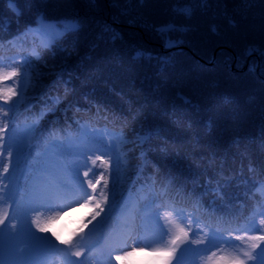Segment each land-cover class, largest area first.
Instances as JSON below:
<instances>
[{"label": "trees", "instance_id": "trees-1", "mask_svg": "<svg viewBox=\"0 0 264 264\" xmlns=\"http://www.w3.org/2000/svg\"><path fill=\"white\" fill-rule=\"evenodd\" d=\"M28 2L23 8L21 0L0 1V41L8 56L0 59V96L18 102L22 83L7 81L10 62L32 59L15 49L12 36L50 24L61 36L41 51L47 75L37 90L48 89L18 130L47 125L42 146L62 143L77 159L99 145L113 179L118 140L133 122L130 140L147 160L140 185L150 204L160 200L156 182L169 185L159 201L167 210L178 209L171 200L176 186L190 185L209 200L212 177L236 209L231 193L248 190L238 198L243 216L264 233V0ZM14 152L11 146L8 161ZM115 188L111 180L106 195ZM105 209L108 215L110 205ZM199 222L194 246L218 234L204 217ZM249 231L229 235L244 241Z\"/></svg>", "mask_w": 264, "mask_h": 264}, {"label": "rangeland", "instance_id": "rangeland-1", "mask_svg": "<svg viewBox=\"0 0 264 264\" xmlns=\"http://www.w3.org/2000/svg\"><path fill=\"white\" fill-rule=\"evenodd\" d=\"M21 1H22V7L27 8V7H29L28 1H32V0H21ZM32 6H35L34 2L32 3ZM7 9L8 8H5V11H8ZM8 16L10 17L11 14L9 13ZM18 22H21V21H18ZM14 23H15V20H14ZM5 28H6V26H5ZM33 28H36V27H33ZM60 35H61L60 29L54 27L52 24L48 25L45 28V30L42 32L41 39H40V46L47 43L49 41L50 37L57 38ZM22 38H19L16 41V44L19 46L31 48V34L28 33L24 36L23 39ZM34 54H36V56L41 55L39 51L37 53L34 52ZM53 60L54 61L57 60V57L54 56ZM39 61L41 63L40 71L44 72V76H45V75H47V73H45L44 67H43V61H44L43 56L40 57ZM213 63H216V59L213 61ZM10 108H11L10 102H7L6 105L0 104V124L11 125V121L13 118V111L10 110ZM104 115L106 116V118H107V116L111 115L110 110L108 108L104 109ZM132 126H133V122L131 123L130 126L128 123L123 128L124 131H126V129H128V133H129V134H125L124 132H122L123 137H124V141H125V145H124L123 149L127 150L126 156H129V155L132 156L130 159L131 161L140 163V158L134 152L136 146H133L132 145L133 142H131L132 140H130L131 139L130 135H132L131 134L132 133ZM47 127H48L47 125L44 127H42L40 125L34 129L36 131L37 138L39 136L43 135V132ZM27 131H30V130H27ZM27 131L25 132V134H27ZM0 132H2V130H0ZM14 134L15 135L12 136V140L14 138H17V136L19 135L18 136L19 144L25 141L24 140L25 138L23 136V131H21L18 135L16 134V132ZM35 141H36V138H35ZM34 142L32 141L31 145H33ZM185 151L188 154V151H190V150L185 149ZM135 156H136V158H135ZM167 158L168 157H166L164 159L166 160ZM73 185H78V183H74ZM212 185L214 186L213 188L215 189V192L213 193L215 195V197L213 195V197H211V199H215L217 196H219V194L221 192V186L222 185L220 182L213 180L212 177H209L207 186H212ZM210 188H212V187H210ZM226 189L229 190L230 188L228 186H226ZM70 193L71 192L68 191L66 189V187L60 186L57 189H53V191L50 192V189L48 187H46V185H44V186L38 185L36 187V190L32 191V193L30 195L29 200H30L31 204L33 205L34 212L36 213L34 225H35L36 229H38V231L40 233H42L48 239L51 238L52 234L57 229V225H55L54 219H55V216L57 214V210L59 208H62V207L65 208L67 214H70V216H72L75 211H76L75 212L76 216L78 214L77 210L79 209L80 206H79V204H75L73 201H70V198H69ZM110 196H112V193L110 194ZM107 198H108V196H107ZM102 203H103V199H102ZM113 207H117V211L113 215L111 214V216H112L113 222L116 224V226L121 228L122 230L124 229V231H125L126 247L122 248V249H118V251H115L108 244H106V245L104 244L101 247V249H98L97 251L90 252L88 254V256L85 259L86 264H114L115 259H114L113 255L119 257L120 254L122 255L123 250H129L133 254L140 255L141 251L143 249V246L138 241V239L142 233V226L140 223H141V219H142L143 214L145 212H148L149 210L152 213H154V215H152L150 217L146 216V218H147V220H145L146 230L144 232V235L142 233L143 240H144V241L143 240L142 241L145 244H148V248H152V244L149 243V242H151V240L160 239L161 236L167 230L166 226L163 225V222L166 224H169L171 222L173 224V223L177 222L176 215H172V213L162 211V210H160V208H156L155 206H151V205L145 206L144 202L140 198H136L134 194H132V196L125 197L124 200L122 201V204H119L118 206L116 204H114ZM98 212H99V208L94 209L92 211V215L97 216ZM123 215L127 216L129 219H131V223H129V224L124 223L122 220L124 217ZM18 220H19V218L17 217L15 225L20 224V222ZM251 231H253V229ZM223 236H227V235H223ZM30 239L31 238L28 237L27 235H23V241L22 242L25 245H27V243L30 241ZM157 241H159V240L154 241L153 244H155ZM205 252H206L205 253L206 256H212V258H214V259H217L220 256L219 254H225L226 253L225 249L217 247L216 245L209 246ZM224 261H225V259L223 260V262ZM184 264H188V261H184Z\"/></svg>", "mask_w": 264, "mask_h": 264}, {"label": "bare ground", "instance_id": "bare-ground-1", "mask_svg": "<svg viewBox=\"0 0 264 264\" xmlns=\"http://www.w3.org/2000/svg\"><path fill=\"white\" fill-rule=\"evenodd\" d=\"M123 216H124V215H123ZM122 220H123L124 223L128 224L127 220H130V219H128L127 216H124Z\"/></svg>", "mask_w": 264, "mask_h": 264}]
</instances>
